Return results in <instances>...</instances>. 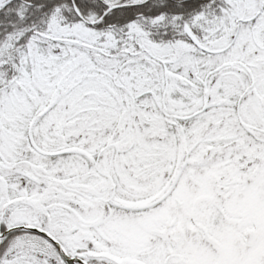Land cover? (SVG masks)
<instances>
[{
	"label": "snow or ice",
	"instance_id": "snow-or-ice-1",
	"mask_svg": "<svg viewBox=\"0 0 264 264\" xmlns=\"http://www.w3.org/2000/svg\"><path fill=\"white\" fill-rule=\"evenodd\" d=\"M0 264H264V0H0Z\"/></svg>",
	"mask_w": 264,
	"mask_h": 264
}]
</instances>
